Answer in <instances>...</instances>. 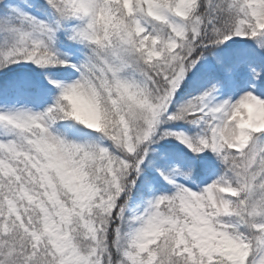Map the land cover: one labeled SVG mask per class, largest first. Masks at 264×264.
I'll list each match as a JSON object with an SVG mask.
<instances>
[{"label": "snow or ice", "instance_id": "obj_1", "mask_svg": "<svg viewBox=\"0 0 264 264\" xmlns=\"http://www.w3.org/2000/svg\"><path fill=\"white\" fill-rule=\"evenodd\" d=\"M0 264H264V0H0Z\"/></svg>", "mask_w": 264, "mask_h": 264}]
</instances>
